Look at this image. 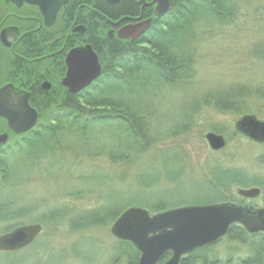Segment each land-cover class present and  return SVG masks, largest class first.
<instances>
[{
    "label": "trees",
    "instance_id": "1",
    "mask_svg": "<svg viewBox=\"0 0 264 264\" xmlns=\"http://www.w3.org/2000/svg\"><path fill=\"white\" fill-rule=\"evenodd\" d=\"M84 1L87 9L84 34L97 55L101 73L94 82L76 93L52 88L41 98L38 97L45 122L40 125L36 139L24 144L22 156L0 158L1 193L12 187L28 185L30 181L21 176V170H29L32 165H38L41 173H44V167L52 161L50 158L56 156L57 170L64 165H79L82 160L89 158H103L110 165L141 166L142 156L151 146L186 135L194 127L200 110L208 108L216 113L232 114L238 118L246 111L244 102L248 99L264 102V80L255 86L242 83L197 90L195 85L198 82L194 79L201 43L222 27L232 25L236 15L242 9L247 10L246 4L250 1L264 0H168L167 11L153 18L148 29L133 42L108 37L106 32L111 21L136 17L140 6L138 0H119L115 4H107L102 0ZM149 14L152 15L150 8ZM177 86L182 89H172ZM171 94H176L179 100V116L162 122L158 110ZM212 129L214 132L221 130L218 125H213ZM255 160L264 165V148ZM26 162L31 163L29 168L26 167ZM124 170L119 169L116 176L103 172L98 178L101 183L121 182ZM172 170L176 175L181 174V169ZM135 171V186L142 190L152 188L160 181L158 172L147 173L144 169ZM208 173L211 180L205 182V187L216 194V199L193 204L222 201L244 203L243 199L232 192V188L253 185L259 189L257 199L264 208V177L247 176L240 169L221 166L211 167ZM90 174L93 173L79 177L88 179ZM166 176L162 180H172ZM223 192H227L229 197L226 198ZM80 195H65V198L79 199ZM142 196L149 197L144 193ZM102 198L103 196L92 207H82L83 212L79 216L58 219L55 224L65 222L69 231L80 233L111 225L126 207L139 206L156 213L182 206H165L161 202H150L143 198L112 209L104 204ZM61 204H68L70 210L75 209L68 201L59 205ZM188 204L192 203L183 205ZM39 208L43 207L26 205L6 212L0 205V221L8 222L4 226V233L27 224L19 220L25 216H32L30 221L34 223L46 225L50 217L59 215L55 212L47 214L46 207L36 214ZM36 215L39 219L34 220ZM225 237L238 242L245 252L242 255L230 253L218 257L215 253H207L213 244L205 245L187 253L179 264H264V233L249 234L235 224L229 227ZM41 238L37 236L23 249H39ZM113 242L116 244L115 251L108 253L99 264H137L139 254L130 242L117 239ZM19 251L0 253L14 255L19 254ZM20 254L25 255L26 252ZM73 255L82 261L83 256ZM168 256L166 253L163 258Z\"/></svg>",
    "mask_w": 264,
    "mask_h": 264
},
{
    "label": "rangeland",
    "instance_id": "2",
    "mask_svg": "<svg viewBox=\"0 0 264 264\" xmlns=\"http://www.w3.org/2000/svg\"><path fill=\"white\" fill-rule=\"evenodd\" d=\"M246 5L247 10L242 9L232 25L216 31L198 48L194 77L198 82L195 85L197 90L217 89L220 88L217 86L221 85L242 83L255 86L264 80V1H250ZM172 89L182 88L177 86ZM175 95L171 94L159 108L160 121L178 118L180 103ZM244 103V107L247 108L242 113L264 119V102L250 98ZM44 115L40 113L38 123L45 122ZM197 117L194 127L186 135L151 146L142 156L141 166L110 165L103 158H89L82 160L79 165H64L62 169L57 170L56 156L50 158L52 161L44 167V173H41L38 165L36 167L32 165L29 170H21V176L28 178L30 182L28 185L0 192V205L4 207V211L33 205L43 207L39 208L36 214L44 211L46 207L47 214L55 212L59 215L50 217L46 225L41 223L42 230L38 237L41 236L43 239L41 238L42 244L39 249L36 248L34 251L27 248L14 255L0 253V264H38L40 261L42 264H99L108 253L116 249L113 242L115 238L109 231L110 225L101 229L92 228L73 233L69 231L65 222L55 224V221L79 216L83 212L82 207H92L102 196L104 204L112 209L128 201L143 198L150 202H161L165 206L205 203L216 199V194L205 187V182L211 180L208 172L213 166L234 167L242 170L247 176L264 177V165L255 160L264 147L235 133L233 124L237 119L236 115L220 114L205 108L200 110ZM213 125H218L221 128L220 132L212 131ZM207 132L221 134L225 146L221 150L211 151L204 139ZM25 164L28 168L31 165L30 162ZM119 169H125L121 182L119 180L117 183L100 182L98 178L100 174L105 172L116 176ZM140 169L146 170L147 173L158 172L160 181L157 185L147 190L135 186L134 178L137 179V176L134 177L137 172L135 170ZM172 169H181V174L176 175ZM89 173L93 174L88 175V179H80ZM165 174L172 180L168 182L162 180L167 177ZM236 190L237 187L232 188L235 195ZM77 193L81 194L79 199L65 198V195L74 196ZM143 193L149 197L142 196ZM224 194L226 198L229 197L227 192ZM8 201L11 203H7ZM66 201L75 206V209L70 210L68 204L59 205ZM243 201L261 206L257 197ZM31 219L32 216H25L19 220L27 224L34 223L30 221ZM33 219L39 218L36 215ZM7 223L0 221V234L4 233L3 229ZM20 252L26 254L21 255ZM244 252L242 245L224 236L214 243L207 253L224 257L226 254L242 255ZM73 254L83 256L82 261L76 259Z\"/></svg>",
    "mask_w": 264,
    "mask_h": 264
},
{
    "label": "water",
    "instance_id": "3",
    "mask_svg": "<svg viewBox=\"0 0 264 264\" xmlns=\"http://www.w3.org/2000/svg\"><path fill=\"white\" fill-rule=\"evenodd\" d=\"M119 0H104L107 4H115ZM144 3V0H138ZM154 4L153 16L163 15L168 7V0H151ZM45 6L44 4H42ZM50 5L47 3V6ZM57 4L44 12L46 23L51 22ZM151 18L137 20L135 23L125 24L115 33L118 39L131 40L139 38L147 30ZM66 73L62 77V85L69 93H76L88 86L100 75L101 67L97 55L90 45L73 48L65 58ZM26 107V105H25ZM27 109V108H26ZM27 113V114H26ZM0 115H5L0 112ZM23 120L17 123L15 116L6 115L8 125L16 131H25L35 120L34 113L25 110ZM20 124L17 126L16 125ZM233 130L247 140L264 144V119L253 114H242L233 124ZM205 142L211 151L221 150L225 146L221 134L207 132ZM256 187L238 188V196L252 199L258 196ZM241 226L246 233H264V208L247 204H237L229 201L206 204H188L172 207L151 214L147 209L139 206L126 207L111 223L109 231L117 240L130 242L139 256L137 264H179L180 260L194 249L216 244L225 236L231 225ZM41 232L39 223H29L14 227L8 232L0 234V252H15L28 246ZM168 253L169 257L163 260Z\"/></svg>",
    "mask_w": 264,
    "mask_h": 264
},
{
    "label": "flooded vegetation",
    "instance_id": "4",
    "mask_svg": "<svg viewBox=\"0 0 264 264\" xmlns=\"http://www.w3.org/2000/svg\"><path fill=\"white\" fill-rule=\"evenodd\" d=\"M149 1L138 2L136 17L124 18L122 23L111 21L108 31L115 33L125 24L151 17L149 8L152 14L153 5H148ZM84 2L0 0V112L5 114L0 115V158L22 156L24 144L36 139L40 125L44 124L38 123L39 96L52 88L68 92L61 82L67 70L65 58L71 49L88 44L84 34L87 15ZM54 4L57 8L52 20L46 23L44 12H49ZM114 33L107 36L116 37ZM24 110L35 114L33 124L25 131L9 127L6 115L15 116L21 124Z\"/></svg>",
    "mask_w": 264,
    "mask_h": 264
}]
</instances>
